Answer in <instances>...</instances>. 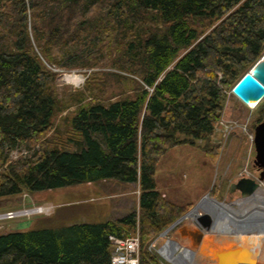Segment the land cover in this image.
Returning a JSON list of instances; mask_svg holds the SVG:
<instances>
[{
    "label": "trees",
    "instance_id": "obj_1",
    "mask_svg": "<svg viewBox=\"0 0 264 264\" xmlns=\"http://www.w3.org/2000/svg\"><path fill=\"white\" fill-rule=\"evenodd\" d=\"M115 50L113 75L135 95L89 103L66 140L46 139L61 103L53 69ZM263 55L264 0H0V199L113 180L141 191L121 219L0 235V264H112L110 237L138 227L140 264H160L146 244L192 205L157 191L158 162L210 139L226 92ZM19 148L34 152L10 161Z\"/></svg>",
    "mask_w": 264,
    "mask_h": 264
},
{
    "label": "rangeland",
    "instance_id": "obj_2",
    "mask_svg": "<svg viewBox=\"0 0 264 264\" xmlns=\"http://www.w3.org/2000/svg\"><path fill=\"white\" fill-rule=\"evenodd\" d=\"M114 54L113 57L107 55L98 63L94 62L93 68L53 69L58 74L56 92L61 103L54 118V129L46 139L53 142L66 140L70 136L68 131L72 117L89 103L99 100L116 101L123 96L135 95L130 82L113 75L116 71L111 66V60L117 58L116 50ZM94 72L106 75L99 77L89 92L87 89L90 83L87 81ZM263 118L264 99L251 108L233 95L232 88L228 89L221 120L210 139L177 146L160 158L156 171L157 191L168 202L185 207L192 205L189 211L209 195V198L229 206L227 215L237 219L249 218L257 224L256 220L260 218L251 216L254 213L264 215V210L258 208V205L263 204L253 202L254 206L251 207L252 204L245 202L239 191L231 192L230 189L244 177L259 176L254 168V138L255 128ZM39 146L35 149L39 150ZM33 152L34 150L19 148L12 152L15 155L10 154V161H17ZM262 189L264 190V184ZM140 192L139 184H124L113 180L0 199V215L39 206L53 207L49 214L0 220V235L18 231L61 229L77 224H102L121 219L133 211H139ZM221 225L225 226L223 223ZM136 232L141 235L140 227ZM172 232L165 235L160 233L146 244L148 251L158 258L160 264L171 263L168 261L167 246ZM181 253L183 260H179L180 264H200L197 258L190 255L189 250L184 249ZM176 259L174 264H177Z\"/></svg>",
    "mask_w": 264,
    "mask_h": 264
},
{
    "label": "water",
    "instance_id": "obj_3",
    "mask_svg": "<svg viewBox=\"0 0 264 264\" xmlns=\"http://www.w3.org/2000/svg\"><path fill=\"white\" fill-rule=\"evenodd\" d=\"M232 93L251 108L264 99V55L243 75ZM254 146V168L259 176L244 177L230 189L231 192L239 191L245 202L254 197L264 184V118L255 128ZM207 199L226 208L227 204L208 195L162 235L173 231L171 246L189 250L200 264H259L264 249V224L236 225L228 220L235 229L221 227V220L228 209L220 210L212 204L209 208L204 204ZM200 207L205 210L204 213L198 212ZM255 216L264 218L258 213L251 217Z\"/></svg>",
    "mask_w": 264,
    "mask_h": 264
},
{
    "label": "built area",
    "instance_id": "obj_4",
    "mask_svg": "<svg viewBox=\"0 0 264 264\" xmlns=\"http://www.w3.org/2000/svg\"><path fill=\"white\" fill-rule=\"evenodd\" d=\"M15 155V153H12ZM53 210L52 205L48 206H39L33 207L31 209H25L22 211L16 212H7L5 214L0 215V220L3 219H14L17 217H23L25 215H33V214H49ZM110 241L112 242L113 252L111 257L112 264H140V253H141V235L139 232H136L132 236L128 237H116L111 236ZM168 261L174 264V257H179V255L175 256V253L172 247L168 242ZM182 252V251H180Z\"/></svg>",
    "mask_w": 264,
    "mask_h": 264
},
{
    "label": "bare ground",
    "instance_id": "obj_5",
    "mask_svg": "<svg viewBox=\"0 0 264 264\" xmlns=\"http://www.w3.org/2000/svg\"><path fill=\"white\" fill-rule=\"evenodd\" d=\"M254 107V106H253ZM253 198V202H256V203H258V204H260V203H262L263 205V207L261 206V205H258V208H260L261 210H264V190L263 189H260L255 195H254V197H252ZM251 198V199H252ZM249 201V200H248ZM210 202V203H209ZM208 203V204H207ZM211 203H212V205H215L216 207H218L220 210H224V209H226V208H228L229 206L228 205H226V208H222L221 206H219V205H217V204H215L214 202H212V201H210V200H207L206 201V205H210L211 206ZM210 206H208L209 208H210ZM257 208V209H258ZM231 210H232V208H231ZM237 210V209H236ZM198 212H200V213H202V212H205V210L203 209V208H199V210H198ZM262 212V211H261ZM264 212V211H263ZM238 216V215H237ZM236 217V216H235ZM244 217V216H243ZM246 217V216H245ZM227 218V217H226ZM232 218V217H231ZM237 218V217H236ZM233 220H235L234 218H233ZM231 222V221H230ZM237 222V221H236ZM241 222V221H240ZM246 222V221H245ZM260 222V221H259ZM221 223H223V225H225L224 227H226V226H228V227H230L231 229H235L231 224H229L228 222H225V221H221ZM248 223H250V222H248ZM263 223V222H262ZM261 223V224H262ZM237 224V223H236ZM242 223H240V225H241ZM244 224V223H243ZM242 224V225H243ZM246 225V224H245ZM248 225V224H247ZM221 227H223L222 225H220ZM243 239H244V237H242ZM224 240V239H223ZM224 241H226V240H224ZM178 248H181V247H178ZM178 248H176V249H178ZM167 249H168V246H167ZM169 253V252H168ZM174 253H175V256H177L176 254L178 253V255L180 256V258H183V256H182V253L179 251V250H174ZM191 255V254H190ZM177 258V259H176ZM174 259H176V263L177 264H180V262H179V258L178 257H174ZM173 259V261H175ZM259 264H264V249L262 250V255H261V258H260V261H259Z\"/></svg>",
    "mask_w": 264,
    "mask_h": 264
},
{
    "label": "flooded vegetation",
    "instance_id": "obj_6",
    "mask_svg": "<svg viewBox=\"0 0 264 264\" xmlns=\"http://www.w3.org/2000/svg\"><path fill=\"white\" fill-rule=\"evenodd\" d=\"M247 203H250V204H252V206L251 207H253L254 206V203H253V198L252 199H250L249 201H246ZM259 214V213H258ZM224 217V219L223 220H221V221H225V222H227L228 220L229 221H231V222H233L234 224H236V225H240V223H244L243 225H251V224H255L252 220H248V219H237V218H234L233 216H227V214L226 215H223ZM227 217V218H226ZM232 217V218H231ZM233 218L235 219V220H233ZM237 221V222H236ZM241 221V222H240ZM246 221V222H245ZM260 221V222H259ZM248 222H250V223H248ZM263 222V223H262ZM256 223L257 224H264V218L263 217H260V219H257L256 220ZM241 224V225H242Z\"/></svg>",
    "mask_w": 264,
    "mask_h": 264
}]
</instances>
